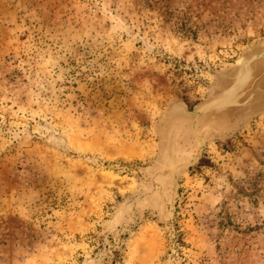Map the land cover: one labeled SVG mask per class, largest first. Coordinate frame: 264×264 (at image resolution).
<instances>
[{"label":"rangeland","instance_id":"1","mask_svg":"<svg viewBox=\"0 0 264 264\" xmlns=\"http://www.w3.org/2000/svg\"><path fill=\"white\" fill-rule=\"evenodd\" d=\"M262 46L264 0H0V264H264Z\"/></svg>","mask_w":264,"mask_h":264},{"label":"water","instance_id":"2","mask_svg":"<svg viewBox=\"0 0 264 264\" xmlns=\"http://www.w3.org/2000/svg\"><path fill=\"white\" fill-rule=\"evenodd\" d=\"M258 58V63L256 65H244L247 61L251 62L253 58ZM239 68L241 70L240 73L243 74V72L247 71H253L257 70L254 74V76H251L249 74H246V78H241V80L238 81V83H235L236 85H233L230 87L231 95H235L236 91H242L241 93H246L247 88L249 91L245 96L241 98V101L239 100H231V103H234V108L236 107H244L246 106L249 102L262 99L264 97V46L253 49L252 51L248 52L242 59L240 60L239 63ZM237 98V96H236ZM223 99L220 98L215 102V106L223 104ZM233 107V105H232ZM202 109H199L197 111L189 112L191 114H198L201 112Z\"/></svg>","mask_w":264,"mask_h":264},{"label":"bare ground","instance_id":"3","mask_svg":"<svg viewBox=\"0 0 264 264\" xmlns=\"http://www.w3.org/2000/svg\"><path fill=\"white\" fill-rule=\"evenodd\" d=\"M255 48V47H254ZM252 50V49H251ZM246 55V54H245ZM258 58L256 57H254L253 58V60L251 61V62H246L244 65H251V64H253V65H256L257 63H258V60H257ZM240 62V61H239ZM236 69H237V67H236ZM236 71V70H235ZM246 78V77H245ZM243 79V78H242ZM239 80H241V78L239 79ZM238 80V81H239ZM234 82V81H233ZM234 84V83H233ZM226 94V93H225ZM222 95H224L223 93H222ZM218 96V95H217ZM216 100V99H215ZM218 100V99H217ZM211 102H213V101H211ZM212 104V103H211ZM214 104H215V102H214ZM209 106H211L210 104H209ZM209 106H207L208 108H209ZM214 107V106H213ZM205 108V107H204ZM210 108H212V106L210 107ZM127 152V151H126ZM133 154L135 153V152H132ZM128 154V153H127Z\"/></svg>","mask_w":264,"mask_h":264},{"label":"trees","instance_id":"4","mask_svg":"<svg viewBox=\"0 0 264 264\" xmlns=\"http://www.w3.org/2000/svg\"><path fill=\"white\" fill-rule=\"evenodd\" d=\"M116 259V260H115ZM114 261H117L118 259L121 260V257L115 258Z\"/></svg>","mask_w":264,"mask_h":264}]
</instances>
